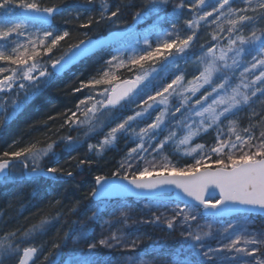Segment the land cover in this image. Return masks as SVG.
<instances>
[{
  "label": "snow or ice",
  "instance_id": "obj_1",
  "mask_svg": "<svg viewBox=\"0 0 264 264\" xmlns=\"http://www.w3.org/2000/svg\"><path fill=\"white\" fill-rule=\"evenodd\" d=\"M95 3L0 0V62L7 65L0 66V110L4 112L0 126L78 60L97 49L105 52L93 74L79 79V86L71 89L74 95L86 94L77 98L75 110H66L58 139L37 140L0 153V176L9 175L12 162L22 158L30 176L70 178L73 172H65L55 159L58 143L71 153L103 134L87 145L89 153L103 155L124 137L135 146L128 148L112 175L126 183H109L107 177L96 175L95 184L100 187H93L87 196L134 189L149 201L145 207L151 217L135 220L127 205L113 209L101 224L100 238L87 244L88 252L98 247L119 249L124 257L117 264H146L134 255L140 240L130 237L126 229L139 223L163 224L168 230L179 227L187 242L188 255L176 264H264V226L257 228L248 218L256 209L264 211V0H145L133 21L155 13L170 27L154 24L135 37L113 31L111 41L93 38L88 30L101 24L119 29L124 23L121 8L99 0L98 15L83 19L81 10L92 11ZM170 4L171 14L167 12ZM185 9L191 18L184 19L181 28ZM161 12L165 15L160 16ZM65 13L81 21L78 28L86 30L85 38L64 44L72 32L58 30L56 18ZM214 14L210 23L216 29L211 39L226 43H213L206 50L200 45L195 74L186 80L177 58L187 56L202 22L207 24ZM257 102L262 106L259 112L254 107ZM241 113L249 114L246 127L240 126ZM65 129L67 134H61ZM210 131L215 132L212 144L196 142ZM175 154L192 162L178 166L173 162ZM46 160L54 164L45 165ZM92 163L81 159L78 167ZM78 208L79 202L69 212ZM100 215L99 207L91 209L88 223ZM224 218H229L226 226L215 228L212 221L220 223ZM53 219H60V214L42 217L22 232L17 229L0 236V264L13 258L16 264H36L41 249L21 246L43 234ZM88 223L74 229V236L65 232L64 240L84 238ZM209 239L216 241L215 247L208 244ZM52 248L60 249L61 244L54 243ZM56 255L45 254L44 261L57 264ZM76 264L98 262L84 253Z\"/></svg>",
  "mask_w": 264,
  "mask_h": 264
},
{
  "label": "trees",
  "instance_id": "obj_2",
  "mask_svg": "<svg viewBox=\"0 0 264 264\" xmlns=\"http://www.w3.org/2000/svg\"><path fill=\"white\" fill-rule=\"evenodd\" d=\"M75 2L82 3L83 0H44L45 4L63 3L71 5ZM108 2L113 9L116 5L120 6L124 28L132 29L133 37L137 34L142 36L150 31L154 24H159L165 29L170 27L167 20L158 19V16H152V14H149L141 21H133L132 16L134 12L142 7L137 0H108ZM178 2L179 0H173V3ZM99 7V0H96V3L92 6V11L81 10L82 18L86 19L90 14L92 16L98 15ZM171 11L172 4L167 9L169 14H171ZM71 15L75 17L77 15L76 11L73 10ZM159 15L164 16L165 13L162 12ZM214 16L215 14L212 18H209L207 24L202 22V27L198 31V37L187 56L182 55L177 58V64L181 70H185L189 60L200 55V45H204L206 50L213 43H226L224 40L217 42L211 39V34L216 29V25L210 23ZM65 19L68 20L67 23H65ZM184 19L182 18L179 21L181 28H184ZM80 22V20L69 18L67 13L56 18L58 30L67 29L72 32V36L64 44L74 43L77 39L85 38L83 33L86 30L78 28ZM104 27H106L105 24L95 26V28L88 30L89 35L93 38L106 35L108 32ZM184 34L188 33H182V35ZM131 43L133 46H136L135 38L131 39ZM140 46H142V40ZM59 51L57 50L56 52L57 56L59 55ZM104 54L105 52L97 53L66 73L63 78L53 80L52 83L32 97L20 111L8 119L3 126H0V153L4 151H16L18 148L37 140L58 139L57 132L59 126L63 123L66 110H75L77 98L80 97L76 94L74 95L71 89L79 86V79H87L93 74L94 63L98 57ZM0 66L7 65L0 62ZM172 71H175V67H173ZM254 107L259 112L262 106L257 102ZM49 116L55 119L49 121ZM3 117L4 112L0 110V119H3ZM239 121L241 127H246L249 124V114L241 113ZM45 124H47V127L44 126ZM256 131L258 135L260 129L258 128ZM61 134H67V130L65 129ZM71 134L76 136L78 132ZM98 137L95 136L87 140V142L71 153L65 152L63 150L64 145L58 143L56 152L59 155V166L63 167L65 172H73V176L70 178L61 176L56 181L34 178L20 181L6 180L0 183V221L2 222L1 230L4 234L17 229L22 232L31 225L38 223L42 217L54 218L59 213L60 219H53L52 223L46 226L43 234H37V239L40 246L45 250L55 253L62 251V244L66 241L64 240V233L71 232L72 222L78 219L79 214L85 209L84 205L91 201V198H88L87 194L94 187V177L96 175H102L107 178L112 177V173L118 169V162L121 157L127 152L128 148L135 146L131 140L121 137L116 146L103 155H97L94 152L89 153L88 143L95 144ZM214 138L213 133L209 132L207 135L197 138L196 142L209 144L210 142H214ZM14 141L16 143H13ZM69 156L72 157L71 160H69ZM81 159L91 160L93 163L78 167L79 160ZM185 161L190 162L191 160L183 159L179 162L181 165H184ZM44 163L45 165H49L54 164V161L46 160ZM56 201L60 203L56 204ZM77 202H79L78 210L75 213H70L69 209L76 205ZM53 230H55V236L59 238L57 243L61 244L60 249H51L52 243L50 238L53 236ZM89 238L85 239V241L87 242ZM48 251L46 254L49 253Z\"/></svg>",
  "mask_w": 264,
  "mask_h": 264
},
{
  "label": "rangeland",
  "instance_id": "obj_3",
  "mask_svg": "<svg viewBox=\"0 0 264 264\" xmlns=\"http://www.w3.org/2000/svg\"><path fill=\"white\" fill-rule=\"evenodd\" d=\"M137 1L141 5L145 3V0H137ZM207 10L210 11L211 9H207ZM160 14H162V12ZM89 16L92 15L90 14ZM152 16H157V14L152 13ZM184 18L185 19L191 18V14L188 13L187 9H185ZM120 27H124V25L121 24ZM104 28H106L107 32L120 29V28L115 29L114 26L112 25H106V27ZM103 56H105V54ZM101 57L102 56L98 57L97 61L94 63L93 70H95L98 64L100 63ZM194 61L195 58L189 60V63L184 70L186 75V80L191 79L192 75L195 74ZM84 94L86 93L76 94V95L81 97ZM140 126L142 127L144 125L141 124ZM105 131H107V129H105ZM78 132H82V130H78ZM210 132H212L213 136H215L214 131H210ZM102 135L103 134L99 135L96 141L101 139ZM81 138L83 137L81 136ZM209 144H212V142H210ZM168 151L172 152L173 149L169 148ZM183 159L191 160V158L189 157H184L182 155L175 154L173 157V162L176 163L178 166L182 167L183 165H181L179 161ZM19 161L22 162V158ZM115 177L119 178L118 176ZM9 180H17V181L23 180V171L21 166H15L12 169ZM148 203L149 201L145 199L88 202L84 207L85 209L79 214L78 219L75 221L76 223L72 224L70 234L74 236L75 235L74 229L79 228L82 222L88 223L87 217L88 215H90L91 209L99 207L101 210L100 218L92 221L91 223H88L87 232L84 238L82 239L69 238L66 241H64V243L62 244L63 245L62 251L56 252L57 264H76V262L82 258L84 253H88L89 257L97 261L98 264H117V262L121 261L124 257V254L121 252V250L119 249L110 250L107 248L98 247L95 251L88 252L87 244L90 242H94L100 238L102 232L101 224L103 223V220L109 218V213L113 209L121 205H127L128 208L131 210V216L133 219L135 220H140L142 218L147 219L151 217V211L149 210V208L145 207V205H147ZM167 214L168 213H166V215ZM248 218L255 221V227L259 228L261 226H264V218L254 217L249 215ZM228 220L229 219L224 218V220L221 221L220 223H216L215 221H212V223L214 224L215 228H220L221 226H226ZM204 222L205 221H200L201 224H203ZM232 222L235 221L233 220ZM1 226H2V222L0 221V236H3L4 233L1 230L2 229ZM126 231L130 235V237L138 238L140 240V243L134 255L144 258L146 264H176V261L178 259L188 255L187 249L185 247L187 242L180 235L181 229L179 227H177L175 230H168L163 224L139 223L126 229ZM104 234L107 235L106 232ZM88 238L89 240L86 242L85 239ZM208 244L215 247L216 241L214 239H209ZM29 245L36 246L41 249L40 253H38L37 255L36 264H47V262L44 261L43 257L48 250H45L40 246V243L37 239V235H34L33 238L28 239V241L25 244H23L21 247H25ZM48 252L50 253V251ZM5 264H16V260L15 258L6 260Z\"/></svg>",
  "mask_w": 264,
  "mask_h": 264
},
{
  "label": "water",
  "instance_id": "obj_4",
  "mask_svg": "<svg viewBox=\"0 0 264 264\" xmlns=\"http://www.w3.org/2000/svg\"><path fill=\"white\" fill-rule=\"evenodd\" d=\"M121 33H124V34H128V33H131L132 30H124V31H119ZM102 39H105V40H109L111 41L113 39V33L109 34V35H106V36H103L101 37ZM100 39V38H99ZM101 50L97 49L95 52L89 54L88 56L84 57V58H81L80 60H78L75 64H73L71 66L70 69H72L73 67H75L76 65H78L80 62H82L83 60H85L86 58L94 55L95 53L99 52ZM69 69V70H70ZM68 71V70H67ZM27 175V174H26ZM33 177V176H31ZM5 178V176H0V182L3 181V179ZM108 182L109 183H126L124 181H121L120 178H108ZM94 186L99 189L100 186L96 185L95 182H94ZM172 194L173 195H176L175 193V190L173 189L172 190ZM121 199H145L147 200L146 198H143L139 195H137V192L136 190H132V191H121V192H106V193H102V195L100 196H97L95 198H91V200L93 202H99V201H112V200H121ZM182 205V204H181ZM248 215H253V216H260V217H264V211H261L259 209H256L255 211H252L250 213H248ZM228 219V218H226Z\"/></svg>",
  "mask_w": 264,
  "mask_h": 264
},
{
  "label": "bare ground",
  "instance_id": "obj_5",
  "mask_svg": "<svg viewBox=\"0 0 264 264\" xmlns=\"http://www.w3.org/2000/svg\"><path fill=\"white\" fill-rule=\"evenodd\" d=\"M63 77H64V75H63ZM58 157H59V155H57V157H56L55 159H58ZM85 205H86V204H85ZM85 205H84V206H85ZM53 232H54V233H53ZM52 233H53V236L50 238V240H51V243L54 244V243H57V240H58L59 238H57V237L55 236V230H53ZM51 249L54 250V249L52 248V245H51Z\"/></svg>",
  "mask_w": 264,
  "mask_h": 264
}]
</instances>
